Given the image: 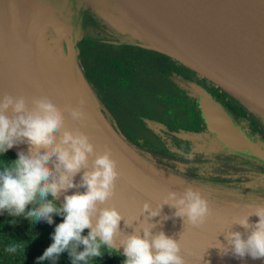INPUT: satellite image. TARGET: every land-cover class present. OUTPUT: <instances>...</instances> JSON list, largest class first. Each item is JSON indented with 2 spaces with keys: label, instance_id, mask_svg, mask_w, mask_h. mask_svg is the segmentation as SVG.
I'll return each mask as SVG.
<instances>
[{
  "label": "clouds",
  "instance_id": "9594fccd",
  "mask_svg": "<svg viewBox=\"0 0 264 264\" xmlns=\"http://www.w3.org/2000/svg\"><path fill=\"white\" fill-rule=\"evenodd\" d=\"M32 103L34 107L29 110L23 97L5 96L0 102V156L17 144L30 146L29 154L20 152L16 160L0 165V214L7 212L13 217L12 224L16 223L15 218L24 217L33 225L42 220L52 224L54 214L63 216L52 235L53 243L38 261L51 260L55 264L60 254L67 251L72 264H88L91 258L104 255L102 249L118 250L116 237L121 233L120 222L125 217L115 207H99L115 195L120 176L118 162L110 147L106 146L104 153L97 155L89 135L79 129H65V112L74 121H81L85 118L82 107H61L48 97L35 98ZM84 103L81 99V106ZM9 110L13 113L11 118L6 115ZM90 154L95 155L93 168L84 172L77 185L74 178L88 167ZM50 161L54 168L49 166ZM75 187H84L87 191L66 195L65 202L58 207L56 200L60 193ZM166 204L176 209L175 217L184 218V224L193 227L205 224L213 213L209 199L192 186L183 193L169 191L159 210L145 202L143 212L149 217L159 216ZM252 215L259 217L255 224L249 222ZM125 223L130 227L133 221L125 220ZM234 224L250 233L245 239L241 232H228L226 239L230 247L220 248L221 254L231 251L237 258H264V205L257 206L253 213ZM85 229H90L87 236L82 235ZM152 229L140 224L133 234L120 240L124 248L123 264H187L180 242L164 232L154 236ZM80 246L82 251L78 250ZM20 247L12 242L5 251L16 253Z\"/></svg>",
  "mask_w": 264,
  "mask_h": 264
},
{
  "label": "trees",
  "instance_id": "16d2710c",
  "mask_svg": "<svg viewBox=\"0 0 264 264\" xmlns=\"http://www.w3.org/2000/svg\"><path fill=\"white\" fill-rule=\"evenodd\" d=\"M64 3L75 12L69 14L60 11L53 14L55 18L64 19L63 23L73 22L71 26H65V29L61 26L52 30L51 37L56 49L62 54H67L71 52L73 41L78 40L77 50L81 66L101 102L103 112L107 117H111L115 130L127 135L134 145L143 137L144 146H148L145 150L151 156L150 163H155L159 170L164 169L166 174L179 176L185 182L198 185V189L215 188L223 193L221 197L234 202H238L239 197L234 198L227 193L231 194L234 189L238 192L245 183L253 181L255 177L264 176V169L243 161L240 156L225 151L214 152V142L206 138L205 121L198 102L205 95L212 101L220 100L218 91H213L207 86L197 88L191 76L193 71L177 65L159 52L141 48L139 40L129 34L120 33L100 17L95 8L86 5L87 8H79V0H62L60 5ZM80 29L81 32L78 31ZM117 36H120V39ZM166 72H172L174 78L180 79L179 82L182 79L191 81L193 86L182 88L173 83L172 79L166 78ZM155 85L159 88L158 92H154ZM122 93L135 101H161L157 109H151L152 105L144 108V116L153 121V127L145 123L147 118L138 117L137 112L132 110L133 107L125 109L120 100ZM135 119L141 122L137 124ZM254 130L264 134V125L255 126ZM257 141L264 150V140ZM198 153L205 154V158L210 162L203 166L202 172L198 167L194 168ZM16 159L14 154L7 151L0 156V165ZM175 167L181 171L172 172ZM183 167L189 168L190 171L184 172ZM56 203L58 207L61 205L58 200ZM15 219L16 223L12 224L10 221L13 217L7 212L0 214V264H53L51 260L40 262L38 257L53 243L52 235L56 225L63 221V216L54 214L52 224L42 220L33 225L24 217ZM88 232L89 230L85 229L82 235L87 236ZM12 242L21 245L16 253L5 251ZM78 250L82 251L83 246ZM102 252V257L91 258L88 264H123L124 256L116 250L102 249ZM55 264H72L68 252L61 253Z\"/></svg>",
  "mask_w": 264,
  "mask_h": 264
},
{
  "label": "water",
  "instance_id": "95a60500",
  "mask_svg": "<svg viewBox=\"0 0 264 264\" xmlns=\"http://www.w3.org/2000/svg\"><path fill=\"white\" fill-rule=\"evenodd\" d=\"M176 3L183 13H188L190 15L195 26L201 25V27H211L221 33L223 35V39L220 41L219 46L225 49L239 50L241 53H245L246 55H251L253 53L264 58V0H177ZM38 5L39 18L44 20L46 18L44 15L42 16L41 13L43 8L41 0L38 1ZM27 19L28 18L21 22L25 25L27 24ZM50 20L51 19L49 17V21ZM123 22L125 23V21ZM128 26L137 33V36H133L131 33L129 35L139 40L142 45L145 44L153 51L167 56L170 55L178 59L184 66L188 67L193 72H196L199 76L205 78L218 87L223 88L224 90L234 93L240 99L250 103L253 108L264 115V92L257 91L238 81L228 78L192 58L168 51L160 47L152 40L142 37L141 34L131 25ZM18 30L19 36L22 38L24 36L22 28H19ZM45 32L46 42L48 43L56 59L54 64L51 66L49 64L47 65L50 67V72L55 73L53 78L57 76V78L63 83L65 87L66 85L64 83L73 84L72 75L70 74L77 73L82 79L80 71L77 70L78 67L76 63V60L79 57V52L77 50L78 40L73 41L71 52L62 54L57 50V54L55 43L49 38L50 35L48 32V26ZM8 35V31L6 36L3 33H0V62L7 63V68L10 71L13 70L17 76V72L14 70V68H12L9 61L14 62L16 66L21 68L28 78L24 81L22 80V83H25L28 86V89L32 91L33 86H31V79L27 70L28 65L34 66L35 62L34 60H30V58L28 59V55L25 53L17 54L20 53V51L19 49L17 50L16 47L12 50L9 48L3 53V41H5ZM237 43L245 50L242 51ZM64 59L68 62L62 63ZM21 60L25 62V65L27 64V67H25V65L22 67L19 66L18 62ZM17 80L19 83H21L20 78H17ZM85 85L86 83L83 81V85L81 86L85 87ZM73 86L74 90L76 91L77 88L81 89L79 85L75 87L73 84ZM37 94L38 91L35 95H33L36 96ZM5 96H12L14 98L23 97L17 90L10 87L8 83L0 78V102L3 101ZM37 96L39 98L41 95L39 94ZM51 99H53L52 96ZM90 99L92 101H90L92 108L96 112L95 118H98L100 122L106 126V128L110 127L108 123V117L100 108L99 104H97L96 100L94 101L91 96ZM25 101L28 109L32 110L34 107L33 104H31L26 99ZM71 101L75 107H82V110L85 113V118L83 119L84 121H77V123L82 129L81 131L86 133V131H84L85 129L82 127V124H91V121L89 120L91 118L87 119L85 106H81L74 100ZM212 102L213 101L211 98L206 95L200 98L198 102V106L201 109L202 118L206 122L208 130L217 134L221 142L231 150H238L241 144L247 142L249 143L250 141L247 140V137L240 130V128H238V126L233 123L229 115L224 111H221V115H219L215 111ZM6 115L11 118L13 113L11 110H9ZM114 131L116 135H120L115 129ZM29 147L30 146L27 143H21L11 148L9 152L18 158V153L20 152H23L26 155L29 154ZM255 148V150H257V147ZM52 159L54 161L55 157ZM114 159L117 160L121 167L126 168L130 173L124 171L118 166L120 176L116 182L115 195L111 197L105 204L99 205V207H115L123 214L126 221H133L132 226L129 227L126 225L125 220H121V233L116 237V244L119 251L116 249L114 250L123 254L124 248L122 245H120V240L123 239L125 235L133 234L135 229L139 227L140 224H142L143 226L153 227L152 233L154 236L160 232H164L167 236L179 241L182 249L181 254L184 256L187 264H264V258L252 259L251 256L237 258L231 253V251H229L227 255L221 254V249H223L224 246L230 247L226 239L228 232L238 231L243 234L245 239L247 238L250 230H246L239 224L234 223L237 219L248 215L249 213L232 210L231 208L234 207H231V203H227L229 201L224 200V202L229 205L223 206L210 201L213 213L208 217L206 223L199 227H193L187 223L184 224V218L175 217L173 214L176 209L170 207L167 204L163 206L159 216L149 217L147 213L143 212L144 203L148 202L152 205L153 209L159 210V207L164 203L169 191L174 190L179 193H183L179 191L181 190L179 187L180 185L168 182L169 184L165 183L167 184L165 186L170 188H161V185L164 184H161L159 180L163 179V176L152 170L150 165L142 163V160L138 159V162L135 166L142 171L143 168L146 170V173L150 175L151 178L149 181L146 180L148 175L135 171V167L126 166L125 163H127V161L122 159L119 155L114 157ZM94 160L95 155L90 154L88 167L81 169V171L77 173L74 178V182L77 185L80 184L84 172L92 170ZM49 166L54 168L52 161L49 162ZM170 184H172V187ZM174 185H176V187ZM86 191L87 189L84 187L71 188L67 192L62 191L57 200L61 205H63L66 195H72L76 192L84 193ZM210 198L217 200L213 196ZM165 217H168V219H165ZM258 221L259 217L256 215L249 217V222L251 224H255ZM88 230L90 231V229ZM140 235L143 237L142 229L140 231Z\"/></svg>",
  "mask_w": 264,
  "mask_h": 264
},
{
  "label": "rangeland",
  "instance_id": "374dc122",
  "mask_svg": "<svg viewBox=\"0 0 264 264\" xmlns=\"http://www.w3.org/2000/svg\"><path fill=\"white\" fill-rule=\"evenodd\" d=\"M38 1L39 0H31V2L36 4L39 8ZM61 1L62 0H41V4H43L41 13H42V16L44 15V17L46 18L44 20H42V18L41 19L39 18L37 22L34 23V20L30 16L28 17L26 21L27 24L25 25L21 21L15 20L12 22V24L9 27H5L6 30H8L9 35L6 37L5 41H3L4 47H2L3 48L2 52L4 53V51H6L7 49L10 48V50H12L13 48L16 47V49L17 50L19 49L20 51V53H17V54L25 53L28 55V59L30 58V60H34L35 62L34 66L28 65L27 72L29 73V76L31 79L30 80L31 86H33V88H35L38 91L37 95L40 94L42 97H48L50 99L52 96L53 100L56 101L61 107H65L68 105L75 107V105L73 104L71 100L76 101L78 104H80L81 99L85 101L83 106H85L86 108L85 112H86L87 119L91 118L89 120L91 121L92 125L82 124V127L85 129L84 131H86L87 135H89L90 142L93 143L95 146V154L97 155L103 154L106 149V146L110 147L113 151V158L119 155L122 159L127 161V163H125L126 166L135 167L134 168L135 171L142 172L143 174H146V175L148 174L146 173V170L144 168H143V171L141 169L136 168L135 165L137 164L138 159L142 160V163L144 164H147L150 166L152 165L153 167H150V168L154 170L155 172H157L158 174H160L161 176H163V179L159 180V182H161V184H164V185H161V188H164V189L170 188L168 186H165L169 184L168 182H171L172 184L173 183L179 184L180 186L179 185L178 186L181 189L179 191L181 192H184V190L189 186H192L194 188H199V186L196 184L183 181V179L182 178L180 179L179 176L176 177L173 174L172 175L166 174L164 169L159 170L155 163H150V161L152 162L151 156H150V153L145 150L147 149L148 146H144L143 137H140L137 140L138 144L134 145L132 141L129 140V137L127 135L122 136V134H120L119 132L118 133L120 135L119 136L116 135L114 131V129H116L114 125L115 123H113L110 116H108V120H109L108 123L110 125V127L108 128H106V126H104L103 123L100 122L98 118H95L96 112L92 108V104H91L92 101L90 99V96L93 98L94 101L96 100L97 104H99L101 109H102V105H101V102L96 98L95 90L93 89L92 85L88 82V80L85 77V72L83 70V67L81 66L82 63L80 62L79 57L76 60V63L78 67L77 70L80 71L82 79L77 73L70 74V75H72V83L75 85V87L79 85L81 89L77 88V91L74 90V86L71 83H64L66 85L65 87L63 83L57 78V76L53 78L55 73L50 72V67L47 65L49 64L51 66L52 64H54V62H56V59L48 43L46 42L45 30L47 29V26H48V32L50 35L49 38L52 41L51 34H52L53 29L59 28L61 26H63L65 29V26H71L73 23V22L63 23L65 22L64 19L61 20L59 17L55 18L53 14L59 13L60 11L67 12L69 14H71V12H75L74 10H71L70 7L66 5V3H64L63 5H60ZM79 1H80L79 8L81 7L87 8L86 6L90 8H95V11L97 10L99 13L98 15H103V19L106 20L114 28H117L120 33L124 35L131 33L133 36H137V33L128 26L129 24L127 22L124 23L122 21L123 19L121 18V11L116 8L114 4L115 0H110V1L108 0L107 1L106 0H88V1L79 0ZM118 7L120 8V5H118ZM49 17L51 19L50 21H49ZM19 28L20 29L22 28V31L24 34L22 38L21 36H19V30H18ZM78 31L81 32L82 29ZM89 34L96 37V35L92 33H89ZM117 38L120 39V36H117ZM127 41H131V40L127 39ZM140 47L151 51V49H149L148 46L145 44L141 45ZM0 49H1V46H0ZM56 53L58 54L57 49H56ZM168 57L171 59V61L175 62L177 65L183 66L189 69L188 67L184 66L178 59L170 55H168ZM64 62L66 63L68 61L64 59L62 63ZM18 64L20 67H22L23 65H25V62L21 60L20 62H18ZM25 67H27V64L25 65ZM194 73H191V76L193 77V79L196 78V76H198L196 72ZM188 74H190V72ZM166 78H169L170 80L172 79L171 81H173V83H176L182 88L188 89L193 86L192 82L187 81L186 79H182L181 82H179L180 79L174 78L172 72H166ZM198 79L204 83L203 79L201 78H198ZM82 80L86 83L85 87L81 86L83 85ZM205 84L207 85L208 83L206 82ZM209 85L211 84H208L207 86ZM23 86L27 90H29L28 86L25 83H23ZM195 86L197 87L196 83H195ZM158 89H159L158 86L155 85L154 92H158ZM30 92L33 93V90ZM39 92H41L42 94ZM223 92L225 93V95L229 94L227 91L223 90ZM120 100L123 103L125 109L126 108L129 109L133 107L132 110L134 112H137L138 117L147 118L145 123L147 125L150 124L151 127H153V121H150L148 117L144 116V108H147L148 105H152L150 107L151 109H157L158 106L161 104V101L159 99L158 101L157 100L148 101L146 99L145 100L136 99L135 101L131 97L126 96L125 93H122ZM135 120L137 124L141 122L138 119H135ZM81 121H84V120H81ZM64 127L65 129L72 130V131H75L76 129L82 130L80 126L78 125L77 121H74L68 112H65ZM140 134H142V132ZM216 144H219V143L216 142ZM219 146L226 153L233 151L229 149L228 147L222 146L221 144H219ZM209 147H212V146H209ZM249 151L252 152L251 149H249ZM253 160H254L253 161L254 163H259L260 161L259 159H256V158H253ZM118 166L124 171L129 172L126 168L121 167L119 164ZM146 180L148 181L151 180L150 175H148V178H146ZM172 184H170L171 187H172ZM245 184L247 185H244V187L240 189L238 192H236V189H234V191L231 192V194L227 193V195H232L234 196V198L239 197V199H237L238 202L232 203L234 201H229L227 203H231V207H234V208H231L232 210L250 214L255 211L257 206L264 205V200L256 199L258 198L256 196L257 194L259 196H262V194H264V179L261 178L259 180L249 181V183H245ZM174 186L176 187V185ZM199 190L203 193L205 197L209 199V201L218 203L223 206L229 205L224 202V200L226 199L221 197L223 193H220L219 190H216L215 188H210L208 190L207 187H203L202 189H199ZM244 194H247V195H244ZM253 195L255 197H253ZM212 196L215 197L217 200L214 199L215 200L214 201L213 199H211L210 197Z\"/></svg>",
  "mask_w": 264,
  "mask_h": 264
},
{
  "label": "bare ground",
  "instance_id": "6f19581e",
  "mask_svg": "<svg viewBox=\"0 0 264 264\" xmlns=\"http://www.w3.org/2000/svg\"><path fill=\"white\" fill-rule=\"evenodd\" d=\"M176 2L177 0H115L114 4L121 11L123 21L145 39L264 92V58L219 46L223 35L211 27L195 26L190 15L183 13ZM30 16L34 23L39 19V8L30 0H0V33L6 36L8 30L5 27H9L15 20L24 21ZM238 46L242 51L245 50L239 44ZM9 62L18 76L7 68V63L0 62V78L33 104V99L38 98L33 95L37 90L32 88L33 93L29 92L22 83V80L28 79L27 75L14 62ZM17 78H20L21 83Z\"/></svg>",
  "mask_w": 264,
  "mask_h": 264
},
{
  "label": "flooded vegetation",
  "instance_id": "af4514ba",
  "mask_svg": "<svg viewBox=\"0 0 264 264\" xmlns=\"http://www.w3.org/2000/svg\"><path fill=\"white\" fill-rule=\"evenodd\" d=\"M106 7H108V6H106ZM97 13H98V11H97ZM99 16L103 18V15H99ZM198 76H196V78H194L195 82L198 83V84H196L197 87L203 88V86L205 87L208 84H211V85L207 86V88L212 89L213 91H218V97L221 99L218 101L213 100V102H212L215 111L219 115H221V111L226 112L229 115V117L231 118V120L233 121V123L236 126H238V128H240V130L245 134V136L247 137V140L250 141L249 143L247 142V143L241 144V146H239L238 150L230 151L229 154L234 155V156H240L243 161H247L249 164H252L255 167L264 169V150L260 146L261 143L259 142L260 143L259 144L257 141V140H261V139L264 140V138H263L264 134H261L258 131L256 132V130H254L255 126H260L262 124L264 125V115L262 113L258 112L255 108H253L250 103H248L247 101H245L243 99H240L234 93L229 92L227 90H224L223 88H220L217 85L207 81L205 78H203L201 76L198 77ZM198 78L203 79L204 83L201 82V80H199ZM206 82L208 83L207 85L205 84ZM223 90L227 91L229 94L225 95ZM256 123H258V125ZM205 126H206V129H204V130H205V135H207L206 138L213 141L215 144L214 145V152H217V153L224 152L220 148L219 144H221L222 146H225V145L221 142L218 135L215 133H212L208 130V126H207L206 122H205ZM252 130H254V131H252ZM216 142L219 144H216ZM252 144L255 147H257V150H254L256 148ZM249 149H251L252 152L249 151ZM193 155L196 156V154H193ZM205 157H206L205 154L198 153L196 158H195L196 166H194V168L198 167L201 172L204 171L203 166L206 163H210L209 160H207ZM215 157H217V156H215ZM253 158L259 159L260 160L259 163H254ZM178 169L179 168L176 169V167H175V169H172V172H174V173L180 172L181 170L179 171ZM182 170L184 172L190 171L189 168L185 169L184 167ZM205 174L206 173H204V175ZM261 178L264 179V176L255 177L254 180H259ZM203 183H205V182H203ZM234 184H236V183H234ZM245 185H247V184H245ZM256 196H258L257 199L264 200V194H262V196H259L257 194Z\"/></svg>",
  "mask_w": 264,
  "mask_h": 264
}]
</instances>
